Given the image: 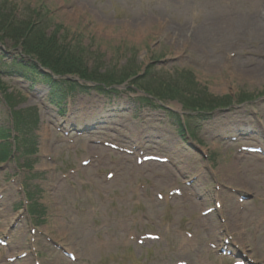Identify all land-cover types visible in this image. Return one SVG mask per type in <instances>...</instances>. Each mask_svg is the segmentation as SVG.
I'll list each match as a JSON object with an SVG mask.
<instances>
[{
  "label": "rangeland",
  "instance_id": "obj_1",
  "mask_svg": "<svg viewBox=\"0 0 264 264\" xmlns=\"http://www.w3.org/2000/svg\"><path fill=\"white\" fill-rule=\"evenodd\" d=\"M235 1L0 0V10L58 30L91 68L126 64L144 73L150 65L174 80L188 73L203 91L234 101L194 114L189 138L173 113L183 112L177 99L168 110L130 86L61 98L21 77L12 68L20 46L0 41V127L12 126L4 95L16 110L32 109L30 121L37 117L35 154L0 160V264H264V153L243 149L264 146V34L249 27L243 8L256 2L253 22L264 24V0ZM220 13L231 23L211 28ZM90 143L110 149L99 153L105 161ZM151 152L173 162L137 163ZM33 201L41 217L25 212Z\"/></svg>",
  "mask_w": 264,
  "mask_h": 264
},
{
  "label": "trees",
  "instance_id": "obj_2",
  "mask_svg": "<svg viewBox=\"0 0 264 264\" xmlns=\"http://www.w3.org/2000/svg\"><path fill=\"white\" fill-rule=\"evenodd\" d=\"M42 20H25L18 19L12 11L0 10V41L10 39L15 46H19L22 50L19 60L14 62V66H18L17 73L28 80H40L50 86V91L54 95H67L74 91L88 92L91 89L86 81H91L96 85L94 88L101 92H107V88L124 84L129 79L137 75L136 70L131 66H126L121 70L112 68L101 71L99 67L89 68L83 53L80 50L73 49L69 43H63L58 36V30L48 33L44 28ZM151 67L145 72V78L139 77L129 81V84L137 86L136 82L148 79ZM76 75L83 79L81 83L74 79L57 78L59 75ZM186 78V77H185ZM150 80V79H149ZM145 82V81H144ZM146 83V82H145ZM1 84V81H0ZM158 88L152 90H143L152 94L158 100L178 98L186 109L198 111L199 113H208L217 108H224L231 104V96L217 97L211 94L201 93L196 87L197 83L194 79L186 80V85L181 80L172 81L167 79H159L156 81ZM145 99L150 100L146 97ZM7 102H11L7 98ZM15 124H24L25 127L35 124L30 121L24 114L23 110L12 109ZM28 119V120H27ZM181 126L182 122L177 115ZM29 124V125H28ZM19 126L21 135L16 137L17 151L22 154L34 152L36 147V136L31 129H25ZM17 128V126L15 127ZM31 128V127H30ZM10 129L0 130V138H10ZM12 143L0 147V159L7 160L12 155Z\"/></svg>",
  "mask_w": 264,
  "mask_h": 264
},
{
  "label": "bare ground",
  "instance_id": "obj_3",
  "mask_svg": "<svg viewBox=\"0 0 264 264\" xmlns=\"http://www.w3.org/2000/svg\"><path fill=\"white\" fill-rule=\"evenodd\" d=\"M235 1V0H234ZM241 0H238V3L240 2ZM251 1V0H250ZM236 2V1H235ZM232 5V3L231 2H229L228 4H227V6L228 7H230ZM257 7H258V5H257V3L255 2V5L253 6L250 2H248V1H246L245 2V5H243V8L244 9H247V10H250L251 11V13H252V15H248V23H250V26L249 27H253L254 26V28L253 29H256V30H262V33L264 34V24H258L256 21L255 22H253L254 21V19H255V15L253 14V12H254V9H257ZM222 9V8H221ZM230 11H231V9H229V8H227V7H224L222 10H221V12L222 13H230ZM259 12L261 13V15H262V17H264V4H262L261 5V7H260V9H259ZM222 13H220V15L219 16H217L214 20H213V22L210 24V27L211 28H215V27H219L220 28V25L221 24H227V25H229L230 23H231V20L227 17V15L226 14H222ZM199 15H200V12H199V14L197 13V12H195V14H194V17H196V18H198L199 17ZM225 15V16H224ZM255 25H257V28H256V26ZM183 27L182 26H178V25H173L172 26V29H174V30H180V29H182ZM194 33H195V30H194ZM259 66L260 67H264L263 66V64L262 63H259ZM233 72L234 73H239L240 71H238L237 69H233ZM246 74H248V72H245ZM137 75L139 76V77H141V78H145L146 76H145V72L144 73H139L138 72V70H137ZM111 142V141H110ZM116 144H119V143H116ZM90 149H94L93 151H92V154L94 155V157H95V154H97L98 153V159H99V161H105V155H101V154H99V153H104V151L105 152H107L106 150H110V149H108V148H104V147H100L99 145H96V144H93V143H90V145L88 146ZM110 147H112V146H110ZM101 148V149H100ZM112 148H114V149H116L115 151H119V152H121V151H125V148L124 147H122L121 145L119 146V147H112ZM97 149H100V151H97ZM121 150V151H120ZM102 151V152H101ZM116 153V152H115ZM117 154V153H116ZM128 155H126V154H122V155H119V159H123V158H126ZM96 160V159H95ZM92 162V161H91ZM151 164V163H150ZM163 166H168L167 164H165V165H163ZM242 179V174H241V176H240V180ZM244 182V181H243ZM234 213H236L237 215H239L237 212H234ZM228 225V224H227ZM234 226H235V228H238L239 227V223L238 224H234Z\"/></svg>",
  "mask_w": 264,
  "mask_h": 264
}]
</instances>
